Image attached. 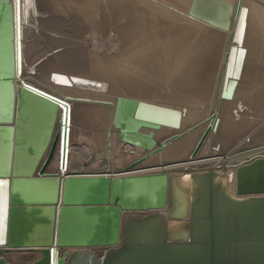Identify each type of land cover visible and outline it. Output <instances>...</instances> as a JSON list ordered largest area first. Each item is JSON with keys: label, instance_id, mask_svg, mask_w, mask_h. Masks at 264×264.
Listing matches in <instances>:
<instances>
[{"label": "bare ground", "instance_id": "6f19581e", "mask_svg": "<svg viewBox=\"0 0 264 264\" xmlns=\"http://www.w3.org/2000/svg\"><path fill=\"white\" fill-rule=\"evenodd\" d=\"M71 1L15 0L18 74L13 82H0L2 124L11 122L12 88L19 81L63 102L40 161L53 147L45 172L64 176L94 172L115 177L123 175L130 162L138 161L130 174L166 173L170 177L210 168L232 187L237 166L264 156V0ZM12 3L0 0V76L13 74L14 69ZM46 13L53 17L36 24V17ZM58 14L86 19L91 29L87 46L83 42L73 51L57 49L60 41L50 33L63 32L62 21L54 17ZM49 46L57 53L49 49L47 53ZM238 48L243 54L231 98L235 93L240 95L221 115L222 105L231 99L220 97L222 79L232 78ZM25 62L31 64L26 71ZM75 67L85 74L75 73ZM159 83L167 86L163 94L167 103L152 100L161 88ZM212 84L216 85L211 94L214 106L204 116L189 104L206 100ZM117 93L142 102L138 117L158 122V126H135L139 133L151 134L155 143L149 148L121 140L117 131L112 134ZM107 123L109 130H105ZM208 124L211 129L204 143L197 155L189 158ZM81 133H86L85 137ZM71 142L76 146L71 147ZM207 147L210 154L204 156ZM100 149L103 154L97 152ZM186 182L179 180L181 186ZM33 188L41 203L52 198L49 183L20 186L21 197L28 199ZM32 237L35 242L46 243L48 227L37 226ZM6 254L18 262L40 256L27 251Z\"/></svg>", "mask_w": 264, "mask_h": 264}, {"label": "water", "instance_id": "95a60500", "mask_svg": "<svg viewBox=\"0 0 264 264\" xmlns=\"http://www.w3.org/2000/svg\"><path fill=\"white\" fill-rule=\"evenodd\" d=\"M12 11L14 69L0 82H13L18 74L15 0ZM242 54L238 48L233 79L223 76L221 98L232 96ZM19 82L12 88L11 122L0 123V180L7 181L0 185V264H14L3 254L18 251L40 254L26 264H264V156L237 166L232 187L210 168L170 177L130 174L138 161L115 177L45 172L53 147L40 161L63 102ZM141 104L118 96L112 125L121 140L149 148L155 143L151 134L135 126L159 124L138 117ZM210 129L211 124L203 129L189 158ZM181 179L187 180L184 186ZM45 183L52 189L49 201L35 198L36 188L28 199L21 197L20 186ZM40 225L48 227L46 243L32 239Z\"/></svg>", "mask_w": 264, "mask_h": 264}, {"label": "rangeland", "instance_id": "374dc122", "mask_svg": "<svg viewBox=\"0 0 264 264\" xmlns=\"http://www.w3.org/2000/svg\"><path fill=\"white\" fill-rule=\"evenodd\" d=\"M78 1H80V2H83V1H85V0H78ZM64 2H72L71 0H64ZM65 4V3H64ZM50 16H52L53 17V15H51V14H42V15H39L38 17H36V19H35V23L36 24H39V21L38 20H40V19H43V18H47V17H50ZM54 17H56V18H58V19H60L61 21H62V23H63V26L64 27H62V33H60V31L59 32H56V34L55 33H50V34H54V37L55 38H57V40H59L60 42H59V46H58V48L57 49H59V50H63V51H73V50H75L78 46H81V44L83 43V44H86V46L88 45L87 43H88V39L87 38H89L90 39V35L91 34H88V33H90L91 32V29H89V24H88V26H87V24L84 22L86 19H82V17H80V16H76V15H61V14H58L57 16L56 15H54ZM73 18V19H72ZM92 18H96L95 16H93L92 15ZM71 19V20H70ZM36 20H37V22H36ZM74 21V22H73ZM36 30H37V32L39 33V32H41L42 30H41V28H40V25H36ZM94 29H92V31H93ZM37 32H35L36 34H38ZM96 32H92V35L93 34H95ZM61 34V35H60ZM61 38V39H60ZM80 39H81V41H80ZM25 40H27V39H25ZM78 40V41H77ZM44 42H46V45H48L47 43H48V41L46 40V39H44L43 40ZM79 44V45H78ZM41 46H43V44L41 45ZM40 46V47H41ZM76 48H75V47ZM44 47V46H43ZM26 49V52L25 53H27V51H28V47H26L25 48ZM41 49H42V47H41ZM47 49H49L50 51H53V53L55 54V53H57V52H55L54 50H57L56 48H54V47H50L49 46V48L48 47H46L45 48V50H46V52L48 53V50ZM44 49H42V51H43ZM117 62V61H116ZM115 62V64L117 65L118 64V62L116 63ZM24 65H25V69H24V71H26V70H28V68H29V66L31 65L29 62H25L24 63ZM74 72L75 73H79L80 75L81 74H85V71L84 70H82V69H79V67H75V69H74ZM92 74H93V72H92ZM92 74H89V75H92ZM36 75H38V74H36ZM39 76V75H38ZM160 84V86H161V88L156 92V96H155V98H153L152 100H154V101H158V102H162V103H167L166 102V100L164 99V97H163V94L164 93H166L167 92V86H165V85H163V84H161V83H159ZM215 88H216V85L215 84H212V86H211V89H210V95H209V97L206 99V100H204V101H201V102H198V103H196L195 105H193V104H189L190 106L192 105L193 107H195V108H199V110H200V112H202V115H207L213 108H212V105H213V103H214V100L213 99H211V94L212 93H214L215 92ZM237 94L238 95H240L239 93H235L234 95H233V98H231V99H229V102L227 103V104H225V105H222V109H221V115H223L224 114V111H225V108H226V105H227V108L229 107L228 105H230L231 106V103H233L234 102V98L235 97H237ZM118 96H120V94H115V97H118ZM112 98H113V96H112ZM130 98H133V97H131L130 96ZM169 104V103H168ZM185 104V103H184ZM187 104V103H186ZM175 106H178V107H180L181 105H177V104H174ZM214 106V105H213ZM209 109V110H208ZM229 109V108H228ZM208 111V112H207ZM226 114V113H225ZM204 115V116H205ZM226 115H228V114H226ZM264 117V114L262 115V117L261 118H263ZM255 119L257 120V121H259V119H260V117L259 116H255ZM109 127H111V126H109V124L107 123V125H106V128H108V129H106L105 128V130H109ZM112 128H113V126H112ZM112 128H110V129H112ZM112 131V130H111ZM116 130L113 128V131H112V134L115 132ZM157 133H159V130H157ZM82 134V133H81ZM114 134H117L116 132L114 133ZM119 134V133H118ZM84 137H85V135H86V133L85 134H82ZM92 141V140H91ZM223 141V142H222ZM216 142V141H215ZM215 142H213V143H215ZM219 142H222V143H224L225 144V142H224V139H220V141ZM71 147H75L76 145H75V143L74 142H71L70 144H69ZM213 145V144H212ZM206 146H209V144H207ZM99 147H100V145H99ZM99 149V148H98ZM208 151H210V148L209 147H207L206 149H205V153H204V156H206L207 154L209 155L210 153L208 152ZM97 152L98 153H102L103 154V152L101 151V149L100 150H97ZM206 154V155H205ZM203 155V154H202ZM201 155V156H202ZM61 158V156L59 155L58 156V158ZM11 254V253H10ZM14 254V253H13ZM5 257H6V259L8 260V261H10V262H13V263H17V264H25V263H27V261H22V262H18V261H15L14 259H13V257H8V255L6 254L5 255V253L3 254Z\"/></svg>", "mask_w": 264, "mask_h": 264}, {"label": "snow or ice", "instance_id": "6c2138e0", "mask_svg": "<svg viewBox=\"0 0 264 264\" xmlns=\"http://www.w3.org/2000/svg\"><path fill=\"white\" fill-rule=\"evenodd\" d=\"M246 12V10H244ZM7 184V181H4V180H0V185H5Z\"/></svg>", "mask_w": 264, "mask_h": 264}, {"label": "crops", "instance_id": "0c3cea01", "mask_svg": "<svg viewBox=\"0 0 264 264\" xmlns=\"http://www.w3.org/2000/svg\"><path fill=\"white\" fill-rule=\"evenodd\" d=\"M54 169V168H53ZM51 170H52V168H51Z\"/></svg>", "mask_w": 264, "mask_h": 264}]
</instances>
